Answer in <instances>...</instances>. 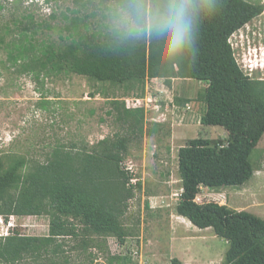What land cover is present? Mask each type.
<instances>
[{
    "label": "rangeland",
    "instance_id": "obj_1",
    "mask_svg": "<svg viewBox=\"0 0 264 264\" xmlns=\"http://www.w3.org/2000/svg\"><path fill=\"white\" fill-rule=\"evenodd\" d=\"M112 3L0 0V159L24 157L28 169L46 162L56 150L76 154L106 137L128 136L122 167L132 166L131 183H141L124 216L129 236L124 244L114 236H98L87 245L80 237L57 236L41 254L24 253L14 261L0 258V264H110L112 257L128 264H171L174 257L182 264H224L228 242L175 210L182 192L179 148L199 136L218 146L228 141L223 127L201 123L205 105L198 94L206 83L190 78H172L170 86L164 78L99 81L53 57L87 35L101 44H115L106 23ZM231 42L242 69L264 79V13L235 32ZM135 97L144 98L142 132L117 119L111 105L112 100ZM252 163L254 174L244 185L202 187L196 200L217 201L264 218V136ZM50 219L46 214L0 215V238L48 236Z\"/></svg>",
    "mask_w": 264,
    "mask_h": 264
},
{
    "label": "trees",
    "instance_id": "obj_2",
    "mask_svg": "<svg viewBox=\"0 0 264 264\" xmlns=\"http://www.w3.org/2000/svg\"><path fill=\"white\" fill-rule=\"evenodd\" d=\"M262 13L264 2L217 0L214 15L202 22L199 55L194 61L190 56L160 61L158 42L152 38L101 44L91 35L53 55L73 72L99 81L164 78L170 86L172 78H190L206 83L198 94L205 105L201 123L223 127L228 141L218 146L199 136L179 148L182 192L175 210L200 229L212 228L228 242L224 264H264V218L217 201L196 200L201 187L241 186L254 174L253 151L264 136V79L242 69L231 39ZM111 105L117 119L133 131H143V108L128 109L119 100H112ZM129 140L116 134L76 154L56 150L46 162L28 169L24 157L0 159V215L5 219L43 214L51 218L48 236L0 238V258L14 261L24 253L41 254L57 236L80 237L83 245L94 237L114 236L124 244L129 236L124 216L141 188L140 182L131 183L133 174L122 167ZM114 260L128 264L121 263V257H112L109 263ZM171 264L182 262L174 257Z\"/></svg>",
    "mask_w": 264,
    "mask_h": 264
},
{
    "label": "clouds",
    "instance_id": "obj_3",
    "mask_svg": "<svg viewBox=\"0 0 264 264\" xmlns=\"http://www.w3.org/2000/svg\"><path fill=\"white\" fill-rule=\"evenodd\" d=\"M217 0H113L106 23L116 41L127 44L152 38L159 59L174 61L199 55L202 22L214 15Z\"/></svg>",
    "mask_w": 264,
    "mask_h": 264
},
{
    "label": "built area",
    "instance_id": "obj_4",
    "mask_svg": "<svg viewBox=\"0 0 264 264\" xmlns=\"http://www.w3.org/2000/svg\"><path fill=\"white\" fill-rule=\"evenodd\" d=\"M144 98H139V97H135V98H131V99H127L126 98V102H125V105L128 109H137V108H143V104H142V100ZM154 121H158V122H163L164 120H161L159 118H152ZM128 170H132V166L126 168Z\"/></svg>",
    "mask_w": 264,
    "mask_h": 264
},
{
    "label": "crops",
    "instance_id": "obj_5",
    "mask_svg": "<svg viewBox=\"0 0 264 264\" xmlns=\"http://www.w3.org/2000/svg\"><path fill=\"white\" fill-rule=\"evenodd\" d=\"M202 188V187H201ZM197 197H199V195L197 196ZM199 198H197V200H198ZM184 218V217H183ZM188 220V219H187Z\"/></svg>",
    "mask_w": 264,
    "mask_h": 264
}]
</instances>
